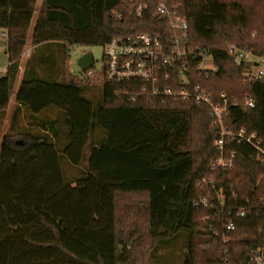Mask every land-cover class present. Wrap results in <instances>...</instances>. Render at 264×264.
I'll use <instances>...</instances> for the list:
<instances>
[{
  "label": "trees",
  "instance_id": "1",
  "mask_svg": "<svg viewBox=\"0 0 264 264\" xmlns=\"http://www.w3.org/2000/svg\"><path fill=\"white\" fill-rule=\"evenodd\" d=\"M179 1L192 44L208 50L218 68L209 78L194 73L193 82L208 88L214 101L223 91L239 100L253 96L256 106H231L226 124L264 138V76L245 80L248 65L236 64L227 49L232 43L264 55V0ZM36 2L0 0L10 61L0 76L1 117L15 90ZM114 7L126 13L123 20L111 14ZM159 27L161 34L168 31L158 15L137 16L117 0H44L32 43L65 47L69 57L74 45H104L115 35ZM38 61L47 75L36 60L27 66L12 123L25 111L40 131L11 130L0 141V264L126 263L124 239L181 234L186 251L180 264H197L199 253L208 264H225L224 249L230 263L244 264L264 246V164L252 158L251 145L227 141L226 155L236 152L234 166L209 168L219 153V128L207 104L159 96L133 102L113 92L141 81H105L103 94L93 98L74 75L67 80L69 70L57 59ZM203 178L213 181L199 185ZM206 195L213 206L197 208ZM242 206L249 209L245 215L238 214ZM230 212L237 225L223 243L216 231Z\"/></svg>",
  "mask_w": 264,
  "mask_h": 264
},
{
  "label": "built area",
  "instance_id": "2",
  "mask_svg": "<svg viewBox=\"0 0 264 264\" xmlns=\"http://www.w3.org/2000/svg\"><path fill=\"white\" fill-rule=\"evenodd\" d=\"M118 5L126 7L143 16L145 12H153L166 21L168 31L141 30L124 35L113 36L105 46L104 52V79L110 83L141 81L142 84L135 89L116 87L114 94H127L133 102H137L142 96H159L164 99L172 98L175 101L193 100L197 103L207 104L210 119L213 125L219 128L215 147L219 153L210 161V169L232 168L236 152L226 155L227 141L237 144H249L255 152L252 158L264 164V138L256 131H250L246 127L239 130L231 129L226 124L229 108L234 105L244 108L255 107L256 99L246 95L244 100L236 96L230 97L226 91L220 94L219 100L214 101L212 93L201 83L193 82L192 76L209 78L218 71L213 55L200 46H194L189 31V22L181 13L182 3L179 0H117ZM111 14L118 20H123L126 13L114 7ZM227 49L234 57L238 65L246 64L245 80H256L264 76V55L256 50L227 43ZM212 57V63L207 64L208 57ZM88 75L95 72L90 66ZM245 109V110H246ZM213 181V178H203L199 185H205ZM221 200V197L218 198ZM224 204V202H223ZM197 208L213 206L210 196H203L195 202ZM247 206L238 207V214L245 215ZM223 211V209H222ZM208 218V216L206 217ZM236 219L232 212L219 220V229L216 234L222 238L223 243L228 242L236 229ZM214 229L213 226H211ZM223 262L230 263L227 249H224ZM243 264V263H241ZM264 264V246L256 248L247 263Z\"/></svg>",
  "mask_w": 264,
  "mask_h": 264
},
{
  "label": "rangeland",
  "instance_id": "3",
  "mask_svg": "<svg viewBox=\"0 0 264 264\" xmlns=\"http://www.w3.org/2000/svg\"><path fill=\"white\" fill-rule=\"evenodd\" d=\"M44 9V0H37L35 5V14L31 23L29 35L27 38V43L24 48L23 53L20 57V66H19V74L14 85V89L16 90L19 87V84L22 80L23 74L27 66H30L33 62L39 64L38 70L42 76L47 75L45 68L47 65L40 64L39 58H46L48 63H53L55 59L58 61V65H63L67 70H69L67 80L71 79V76H75L84 86V94H92L95 95L93 98L100 97L103 94V87L105 84L104 79V52L105 46L102 44L96 45H87V44H78L70 47L68 51L69 57L65 52V47H59L51 45L49 48L45 46H38L32 43V31L34 24L41 11ZM8 44V33L5 30H0V76L4 75L7 72L9 61V53L7 51ZM48 48V49H47ZM48 50V53L47 51ZM91 51L95 58V63L92 66L94 70L93 75H88V70L84 67L78 65V58L83 55L85 52ZM65 61V63H64ZM207 64L212 63V57H208L206 60ZM72 73V74H71ZM15 90L14 93L15 94ZM14 96L11 98L13 101ZM97 111L98 100L94 99ZM11 104V101H10ZM13 104L10 109L6 110L4 116H0V141L5 133L13 130L20 131L25 130V132H39L40 128L38 126L32 127L31 121L26 114V112H22L20 116L12 123L13 118ZM53 112L57 111V108L52 109ZM53 116V115H50ZM12 124L14 128H12ZM67 167V166H66ZM68 172L72 174L76 172L73 168L70 170V166H68ZM120 208V207H119ZM118 208V210H119ZM122 212L123 210H119ZM127 242L126 253L129 255V260L126 263L119 264H180L183 258V254L185 250L186 237L184 235H178L172 238H167L163 240H146V239H135L134 242L130 239H124ZM198 242V241H197ZM153 246V249H151ZM200 247V246H199ZM201 251V250H200ZM207 258L199 253L197 258V264H208Z\"/></svg>",
  "mask_w": 264,
  "mask_h": 264
},
{
  "label": "water",
  "instance_id": "4",
  "mask_svg": "<svg viewBox=\"0 0 264 264\" xmlns=\"http://www.w3.org/2000/svg\"><path fill=\"white\" fill-rule=\"evenodd\" d=\"M77 63L79 66L84 67V68L93 66L95 63V58H94L93 53L91 51L85 52L83 55H81L78 58Z\"/></svg>",
  "mask_w": 264,
  "mask_h": 264
},
{
  "label": "crops",
  "instance_id": "5",
  "mask_svg": "<svg viewBox=\"0 0 264 264\" xmlns=\"http://www.w3.org/2000/svg\"><path fill=\"white\" fill-rule=\"evenodd\" d=\"M34 26H35V24H34ZM33 29H34V27H33ZM32 33H33V31H32ZM31 40H32V37H31ZM17 90H18V88L15 90V94L12 95V97L14 96V99H13V101L11 100V104H9L8 109H10V107L12 106V104H13V107H15L17 105V101H16V98H15ZM147 221H148V219L145 218L144 219V222L147 223Z\"/></svg>",
  "mask_w": 264,
  "mask_h": 264
}]
</instances>
